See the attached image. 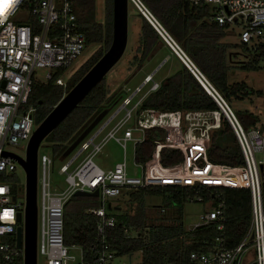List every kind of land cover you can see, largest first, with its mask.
Wrapping results in <instances>:
<instances>
[{"label": "built area", "instance_id": "1", "mask_svg": "<svg viewBox=\"0 0 264 264\" xmlns=\"http://www.w3.org/2000/svg\"><path fill=\"white\" fill-rule=\"evenodd\" d=\"M130 1L195 77L205 81V90L216 101L236 136L243 162L229 165L206 158L211 124L204 123L201 109L141 108L142 100L159 85L153 78L154 70L147 72L130 91L127 87L123 89L100 119L62 159H58L57 171L64 181L62 187L57 188L52 180L54 160L51 154L36 153L35 254L40 255L45 264H128L120 259L128 252H117L108 239V230L113 227L115 218L104 207L105 196H117L124 190L144 186H186L192 187L194 192H197V186H203L210 188L213 206L190 227L214 222L218 233L206 241L205 248L188 252V264H264V214L258 170L264 160L263 129L259 125L243 129L227 102L205 80L142 1ZM188 2L206 5L205 18L234 33L236 42L251 48H264V0ZM0 7L3 8L0 14L1 151L4 143L17 144L21 140L26 143L36 125L34 106L26 105L34 70L46 68L38 76L42 80L49 79L57 68L69 65L86 44L84 33L78 29L71 0H0ZM54 82L65 84L61 71L54 76ZM151 126L161 128L164 139L154 140L149 154L137 161L135 144L143 139L145 129ZM184 127L186 129L182 130ZM108 140L120 147L121 158L110 164L96 162L93 156ZM128 144L132 149V165L138 167V174L128 170ZM166 146L179 150L181 158L170 164L162 163L160 150ZM256 150L263 153L262 158L255 159ZM82 152L84 154L77 159ZM16 164L10 156L0 153V173L15 170ZM10 184L0 176V264H22V235L21 245L16 246L15 228L19 224L22 232L24 194L21 190L22 198L18 199L20 188L12 193ZM223 187H247L250 193L248 225L233 244H228L224 235L223 203L218 199V189ZM76 189H96L99 202L84 208L85 212L96 216L93 240L85 253L78 244L66 245L62 237L63 203ZM194 198L200 200L201 196L197 194ZM158 209L163 211L161 206ZM17 211L20 212L19 220L16 219ZM71 248L77 251L73 252Z\"/></svg>", "mask_w": 264, "mask_h": 264}, {"label": "trees", "instance_id": "2", "mask_svg": "<svg viewBox=\"0 0 264 264\" xmlns=\"http://www.w3.org/2000/svg\"><path fill=\"white\" fill-rule=\"evenodd\" d=\"M141 1L227 104L231 99L242 100L252 92L256 94L262 92L261 89L252 88L244 80H229L228 77L231 67L264 66V63L259 64L260 60L264 61L262 46L251 48L239 42L230 43L222 40L226 34L225 27L205 18L207 7L204 4H191L188 0ZM94 3V0H71L78 29L84 33L85 44L95 43L96 47L74 71L66 76L64 85L54 82V76L60 73L62 67L57 68L49 79L32 80L26 105L34 106L35 123L48 112L109 44L111 0L103 1L102 21L95 19ZM136 13L139 28L134 53L129 63L140 67L151 55L150 51L154 45L158 41L164 42L158 31L137 7ZM230 46H241L250 54L242 50L246 58L236 62L232 57L235 56L234 53L240 52L229 51ZM167 49V58L173 59L174 66L159 82L158 87L146 95L140 107L201 109L219 112L218 104L203 88L195 75L169 47ZM228 53H230L229 57ZM242 54L245 56L244 53ZM121 92L122 90H115L108 94L107 83L103 75L63 119L43 137L42 141L44 145L49 146L53 160L89 120L99 110L110 106ZM233 112L245 130L258 124V115L250 110L235 109ZM163 139L164 134L161 128L154 126L146 128L143 139L135 144V159L142 161L149 154L154 140ZM208 139L209 143L205 150L208 160L229 165L243 162L239 143L223 114L220 113L218 124L208 129ZM180 158L181 153L175 148L166 146L160 150V159L164 164L173 163ZM258 170L264 214V160L259 164ZM14 173L13 170L6 174L0 173V176L9 180L15 176ZM12 184L13 181H11L10 188L14 193L15 189ZM197 189V192H194L192 187L186 186H144L124 190L121 194H127L130 204L134 203V205L131 212L125 210L121 213H111L115 218L113 227L108 230L111 245L116 248L117 252L140 249L139 264H188V252L205 248L206 241L218 233L214 222L187 228L182 225L181 205L183 201L196 200L194 196L197 194L201 196L200 200L213 199L209 193L210 188L197 186ZM218 190V199L223 203L224 235L228 244H233L242 236L248 225L249 189L247 187H223ZM145 193H161L169 202H172L179 213L175 216L176 218L174 217L175 220L148 222L143 204ZM95 205L86 202L81 195L72 194L64 201L62 237L66 245L78 244L84 253L88 251L93 240L96 216L85 212L84 208Z\"/></svg>", "mask_w": 264, "mask_h": 264}, {"label": "rangeland", "instance_id": "3", "mask_svg": "<svg viewBox=\"0 0 264 264\" xmlns=\"http://www.w3.org/2000/svg\"><path fill=\"white\" fill-rule=\"evenodd\" d=\"M103 1L104 0H94V16L97 21L103 20ZM138 20L139 19L137 17L135 5L130 0H127L126 44L118 60L104 74L105 81L107 83L108 94H111L115 90H125L126 87L128 91H130L134 87V85L140 83L145 73L151 72L153 70V78L160 82L164 78V76L167 75V72L171 70L172 66H174L173 59L167 58L168 55L166 54V52L168 51L167 47L169 46L164 40V43L158 41L154 45V47L150 51L151 55L144 60L140 67H136L135 64L129 63L130 57L134 53V47L136 45V35L139 28ZM222 40L233 43L236 42V36L234 33L226 31V34L222 37ZM95 47V43L86 44L81 50V52L72 60V62L66 67L62 68L61 74L63 75V77L66 78V76H68L72 71H74V69H76L77 66L84 59H86V57L93 51ZM228 50L233 52H240L234 53L235 56L232 58L236 60L245 59L246 54H250V52L244 50L241 46H230ZM242 50H244L246 54ZM242 53H244L245 56ZM162 59L163 61L161 62ZM263 63L264 61H259V64ZM45 69L46 68L44 67L36 68L33 72L34 79L42 80L41 77L38 75H41ZM228 73L229 80H244L252 88L262 90L260 94L252 92L242 100L231 99L228 102V105L233 111L235 109H247L256 113L259 117V123L257 125H259V127L264 131V66H260L257 68L231 67ZM218 113V115H220V113L223 114L221 110H219ZM206 119L211 122L213 121L214 117L213 115H210V117H207ZM204 123L206 122L204 121ZM184 125H187L186 122L184 123ZM185 129L186 127H184V129L182 128V130ZM44 144L45 143L41 140L37 148V153H50L49 146ZM24 146V140H21L17 144H3L4 149L13 151L19 155H23ZM131 152V145L128 144L126 147V163L128 165V170L131 174H138V167H134L132 165ZM83 154L84 152H82L77 159H79ZM262 154L263 153L259 150L254 151L255 159L262 158ZM120 158L121 149L113 140H108L103 145L101 150L93 156V159L96 162L104 161L109 164ZM53 162L54 163L51 172L52 180L54 181V184L57 186V188L62 187L64 185L63 175L58 173L57 171V165L59 164L58 157L54 158ZM14 172L15 176L10 178L9 181H13L12 185H14L15 192H18V187L23 190L22 185L24 181V172L19 164H16ZM21 190H19V194L17 195L18 199L22 198V194H20ZM81 196L82 199H84L88 203H94V205L99 204L97 195ZM127 197V194H120L117 196H105L104 207L108 212L113 214L121 213L125 210L131 212L134 203L130 204ZM210 199L211 198H205L203 200L183 201L181 205L182 225L186 228L190 227L193 222L200 219V215L203 212L210 210L213 206L212 201ZM107 201L110 203L109 207L106 206ZM143 204L146 214V220L148 222H172L173 220H175V216L179 214L176 208L174 207L173 203L169 202L167 198L161 193H145L143 196ZM160 206L163 207V211H159L158 208ZM71 251L76 252L77 250L71 248ZM120 259L128 264H139L140 251L138 249L133 250L131 252H128L127 254H123L122 256H120ZM36 264H45L40 255H36Z\"/></svg>", "mask_w": 264, "mask_h": 264}, {"label": "water", "instance_id": "4", "mask_svg": "<svg viewBox=\"0 0 264 264\" xmlns=\"http://www.w3.org/2000/svg\"><path fill=\"white\" fill-rule=\"evenodd\" d=\"M126 36L127 0H111V37L106 49L74 82V84L65 93L62 94V96L57 100V102L51 106L48 112L36 123L25 143L23 156L7 149H2L0 151L1 154L8 155L13 160H15L21 166L24 172V208L22 232L21 226L19 224L15 228L16 246L21 245L22 235V264H36L35 193L36 153L38 145L40 144L43 137L63 119V117L78 103V101L88 92V90L118 60L124 50L126 44ZM171 50L173 51L172 48ZM227 56L229 57L230 53H228ZM162 61L163 59L161 60V62ZM234 61L238 60L235 59ZM198 81L205 89V81L200 79H198ZM106 110L107 107L102 108L89 120V122L61 151V153L58 155V159H62L74 147L77 141L100 119V117L106 112ZM96 194V189L92 191L76 189L73 191V195ZM107 206H109V202H107ZM16 219H20V212L18 211L16 212Z\"/></svg>", "mask_w": 264, "mask_h": 264}, {"label": "crops", "instance_id": "5", "mask_svg": "<svg viewBox=\"0 0 264 264\" xmlns=\"http://www.w3.org/2000/svg\"><path fill=\"white\" fill-rule=\"evenodd\" d=\"M167 74H168V72H167ZM201 114H203L202 115V117H203V120H205V122L208 124H211V127L212 126H215V125H217L218 124V121H219V113H218V111H216V110H202V113ZM210 115H213V117H214V119H213V121H211V122H209L206 118L207 117H210ZM259 123V122H258ZM208 124V125H209ZM262 124V123H261Z\"/></svg>", "mask_w": 264, "mask_h": 264}, {"label": "snow or ice", "instance_id": "6", "mask_svg": "<svg viewBox=\"0 0 264 264\" xmlns=\"http://www.w3.org/2000/svg\"><path fill=\"white\" fill-rule=\"evenodd\" d=\"M7 2H11V0H7ZM2 12H3V8L0 7V14H2Z\"/></svg>", "mask_w": 264, "mask_h": 264}]
</instances>
